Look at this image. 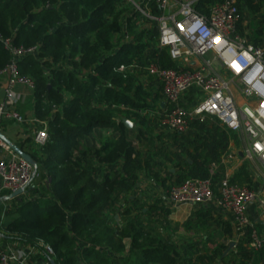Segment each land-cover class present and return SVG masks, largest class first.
Here are the masks:
<instances>
[{
    "label": "trees",
    "instance_id": "obj_1",
    "mask_svg": "<svg viewBox=\"0 0 264 264\" xmlns=\"http://www.w3.org/2000/svg\"><path fill=\"white\" fill-rule=\"evenodd\" d=\"M219 1L222 0H199L197 10L208 13V6ZM237 1L241 15L239 33L246 35L255 45H263L264 26L256 29L258 35L250 38L251 33H245L243 22L249 11L261 15L260 21L264 24V0ZM120 2L0 0V34L3 39H10L16 47L39 48L36 54L18 59L17 66L20 75L34 80L32 95L36 117L47 121L49 128V139L43 147L34 144L30 132H26L30 136L15 142L37 162V174L40 170L45 171L44 180H48L49 189L34 199L20 203L13 200L0 220V228L6 238L49 243L57 264L79 263L77 239L91 244L83 248V258L88 263L114 264L112 256L98 247L122 255L126 237L131 239V245L129 252L119 259L121 264H214L218 259L222 264L264 263V249L248 250L243 244H240L238 253L228 259L225 254L230 245L217 238L216 231L208 236L204 246L188 244L182 252L176 242L170 243L153 229L143 228L137 221L140 217L158 222L170 220L173 210L164 199L147 207L137 205L136 198L129 200L130 206L125 211L129 218L121 230L104 218L110 202L124 192L133 191L143 173L150 174L165 190L189 178H212L214 183L219 182L226 172L222 155L230 143L229 135L217 124L194 121L190 132L169 134L170 144L175 145L177 151L169 146L164 152L146 153L137 146L138 142L144 147L149 144L143 130L135 125L127 128L122 120L117 122L113 118L114 104L150 107L147 102L137 101L142 86L136 84L132 76L124 77L117 72L119 65L137 59L142 67L148 66L152 60L164 67L173 66L166 52L157 55V50L150 47L158 40L157 29L148 30V38L146 34L144 39L140 35L138 43L122 41L120 48L113 50V31L122 28L125 31V21L132 17L133 25L143 22L140 12H132L127 19H122L123 14L117 12ZM150 5L156 15L160 14L155 2ZM255 20L251 18L249 25ZM12 59L11 51L0 40V68H5ZM91 66L95 73L88 71L85 76L79 75L83 68ZM154 80L147 92L157 102L162 97V87ZM134 84L135 89H131ZM108 128L115 133L100 139L98 146L88 144L93 132ZM173 158L178 172L166 168L162 173L156 169L163 165V160ZM214 163L218 168L212 175ZM233 181L252 182L247 166L241 168ZM2 207L0 202V209ZM209 212L210 208L198 210L196 221H189L188 229L199 232L211 229L214 219L208 216ZM214 226L217 227L216 222ZM221 228L225 233H231L229 224L222 223ZM257 228L262 232L264 224L260 222ZM209 242L214 244L209 247Z\"/></svg>",
    "mask_w": 264,
    "mask_h": 264
},
{
    "label": "built area",
    "instance_id": "obj_2",
    "mask_svg": "<svg viewBox=\"0 0 264 264\" xmlns=\"http://www.w3.org/2000/svg\"><path fill=\"white\" fill-rule=\"evenodd\" d=\"M126 1L131 4L133 13L142 14L143 21L156 22L159 36L156 44L150 47L157 50V55L166 52L173 66L164 67L157 60H152L148 66L142 67L135 59L130 64L119 65L116 71L124 77L130 73H147L148 77L160 83L162 97L152 112L158 125L169 133L186 134L191 131L192 122L211 121L229 135V147L240 140V158L252 178L251 183L234 182L233 175L229 173L216 183L212 178H189L165 190L166 204L172 210L181 204L221 208L233 219L238 234L236 243H242L248 250H263L264 228L260 232L257 225L264 222L261 216L260 219L251 217L249 210L256 205L260 212L264 211V44L255 45L246 35L239 33L241 15L237 0L216 2L208 6V13L197 10L199 0ZM151 2L156 3L160 14L154 13ZM127 22L124 37L128 30ZM128 38L125 37L123 43L130 42ZM0 40L13 55L11 63L0 68V77L6 78L4 101L0 103V130L17 142L7 133L3 122L32 126L34 144L43 147L49 139L48 122L37 117L29 119L14 109L27 96L17 87L24 86L31 91L35 88L31 77L20 75L17 61L25 55L36 54L39 48L13 46L12 41L3 39L1 34ZM90 72L95 73L94 70ZM87 73L84 72L83 76ZM235 91L243 99L242 103L237 101L233 94ZM15 136L21 139L30 135L16 132ZM0 148L1 220L13 200L20 203L40 197L49 189V182L43 180L40 185L35 184L37 174L33 164L2 139ZM217 168L214 163L212 175ZM20 189L23 192L13 199H4ZM125 193L110 202L104 211V218L117 230H121L129 218L125 211L130 203L123 197ZM139 193L143 195V190ZM123 242L125 252L122 255H114L111 249L102 246L98 249L106 250L114 264H121L119 259L129 252L131 239L126 237ZM90 245L77 239L78 264H90L83 258V248ZM54 255L49 243L6 238L0 228V264H52Z\"/></svg>",
    "mask_w": 264,
    "mask_h": 264
},
{
    "label": "rangeland",
    "instance_id": "obj_3",
    "mask_svg": "<svg viewBox=\"0 0 264 264\" xmlns=\"http://www.w3.org/2000/svg\"><path fill=\"white\" fill-rule=\"evenodd\" d=\"M121 7L119 10H117V12H121V14H123V18L122 19H127L128 15L132 13V9L130 7L131 4H129L126 0H121L120 2ZM253 14L251 12H247L245 17L246 19H250V17ZM110 20H112V16L109 17ZM127 24H128V30H127V34L125 37L129 36L128 39H130L131 41H134L135 43L139 42L140 39V35H142V39H144V34L147 33L148 30H154L157 29L156 26V22H152V21H143L140 23H136L135 25H133L132 22L134 21V18H130L127 19ZM262 26H264V24L261 23ZM251 29V34H250V38H252V35H258L257 31H256V24L255 21H252V24L249 27ZM124 29L122 28L121 30L118 31H113L112 32V45H113V50H117L118 48H120L121 43L123 41L124 37ZM147 34H146V36ZM153 45V43L151 44ZM112 52V50H111ZM80 57V56H79ZM78 57V58H79ZM122 57V55H120V58ZM97 65V64H95ZM93 67H89V68H83L82 71L79 72L80 76H83L84 72H88L92 69ZM129 76H132L134 79V82L136 84H140L142 87V95L140 93L139 96H136L137 101L141 102H147L149 104L150 107H134V106H126L123 104H114L112 107V112H113V118L119 122L121 121L123 118H128L130 119L133 123H135L134 125L137 128H140L143 130L144 134L147 136V139H149V144L145 145L146 147H144V145L140 144V142L137 143V146L141 147L140 150H143V152L148 153L149 151L152 153H157V152H164L165 149L164 148H169V146L171 147V149L173 151H177V147L175 145H171L170 144V139H169V132L166 129H163L162 127H160L158 125L157 122V117L154 115V112H152V110L155 108L156 105V101L153 100L152 96L148 94L147 92V88L149 86V78L147 76V73H141V74H134V73H130L128 74ZM153 80V79H152ZM151 80V82H152ZM136 84H134L133 88L131 89H135L134 87H136ZM130 91V90H129ZM131 93V91L129 92ZM106 107V106H104ZM21 113V112H20ZM24 112H22L21 114H23ZM8 122V121H6ZM4 125V122H3ZM33 127L31 126V128H29V131L31 133V129ZM114 129V127H113ZM112 128H108V129H98L95 132H93L89 138H88V144L92 145V146H98L99 145V141L100 139H103L106 136H111L113 135V133H115L113 131ZM47 175H45V171L44 170H40L39 173L36 175L35 177V184L40 185L42 183V181L46 178ZM264 192V191H263ZM156 198H158V196H156ZM263 211V210H262ZM260 216L262 217V220L264 222V211L262 212V214H260ZM137 221L140 223V225H142L143 228L145 229H153L154 231H156V233H159L162 238H165L166 241L170 242H176V244L178 245V247H180V250L183 252L185 251V246H187L189 244V240H191L190 238V234L188 233V231L184 230L181 231V225H174L171 224V220H168L167 222H158V221H153L151 218L148 217H140L137 219ZM168 225V227H167ZM196 240V243H198V245L201 246V243L203 242V234L197 233L194 236ZM193 238V240H194ZM121 241V240H120ZM115 243H118V241L116 240ZM171 243V242H170ZM118 255V254H117ZM233 252H227L225 254V256H227V258H233L234 257ZM214 264H222V262L218 259L216 261V263Z\"/></svg>",
    "mask_w": 264,
    "mask_h": 264
},
{
    "label": "crops",
    "instance_id": "obj_4",
    "mask_svg": "<svg viewBox=\"0 0 264 264\" xmlns=\"http://www.w3.org/2000/svg\"><path fill=\"white\" fill-rule=\"evenodd\" d=\"M251 18L256 19L255 20L256 29H260L262 27L261 21H260L261 15L259 14L252 15L249 20L245 19L243 22V26H244L246 34L251 33V29L249 28L250 27L249 24L251 23ZM148 78L150 79L149 81H151L152 79H153L152 81H155L153 77H148ZM5 82H6V78L0 77V103L4 101L3 86ZM17 90L19 92L27 93V96L24 102L16 106L14 109L21 113L24 112L22 115L26 116L29 119L36 118V113L34 109V98L32 95V91L24 86L17 87ZM233 94L237 98L238 102L240 103L243 102V99L240 97L238 92L235 91L233 92ZM3 126L5 127V129H7V133L12 138L17 139V140H20V138L15 136L16 132H19L22 134V132L24 133V132L29 131V128H30L27 125H23V124L17 125V124H14L13 122H4ZM234 138L237 139V136L235 135ZM239 152H240V140L237 139L236 145L234 144L231 147H229L227 151L222 155V162L225 166V171H226L225 173H229L233 175V178L235 177V175L239 173V171L241 170L243 166H246V164L242 162ZM1 153H2V150L0 148V154ZM163 161H164L163 165L156 168V169H160L162 173H165L166 168L169 169L173 173L179 171V168L177 167L178 168L177 169L175 167L176 160L174 158L172 160H163ZM141 190H143V195L140 193L138 194V192ZM124 196H125V200L127 201L132 200L133 198H136L137 205L143 204L146 207L154 204L157 200H160V199L165 200L166 198L164 187H162V185L159 182H157L155 178H153L150 174L146 175V173H143L140 176L139 185L133 191L129 193H125L123 197ZM156 196H158V198H156ZM202 208H205V209L210 208V212L208 216L213 217L214 219L213 222L217 223V227L214 226V223H213L212 228L209 230L207 229L204 232H199V231L188 229V226H187L188 222L189 221L195 222L197 218L196 217L197 211L202 210ZM249 213L251 217L253 218L255 217L259 219H260V214H262V212H260V209H258L256 205L251 206ZM169 218L171 220V224L181 225V228H180L181 231H184V230L188 231V233L190 234V238H191V240H189V244H193V243L195 244L197 239H195L194 236L197 233H200V234H203V242L201 243V246H204L208 236L211 235L213 231H216L217 238H220L222 242H225L226 244L230 245L229 251H232L234 254L238 253L239 246L240 244H242L239 242L236 243L238 234L236 232L235 224L233 222L231 215L225 210L218 208L214 205H211L209 207H206V206L203 207V206H194L190 204H181L177 206L175 210L172 211ZM222 223H225V224L227 223L231 226L230 234H227L222 230L221 228ZM233 243L234 245H232ZM213 244H214L213 242H209L207 246L211 247ZM261 264H264V263L262 262Z\"/></svg>",
    "mask_w": 264,
    "mask_h": 264
},
{
    "label": "water",
    "instance_id": "obj_5",
    "mask_svg": "<svg viewBox=\"0 0 264 264\" xmlns=\"http://www.w3.org/2000/svg\"><path fill=\"white\" fill-rule=\"evenodd\" d=\"M123 123L126 125L127 128H133L134 123L128 119V118H123L122 119ZM0 139H2L6 144H8L9 146H11V148L17 152L19 155H21L23 158H25L27 161H29L31 164H33V166L35 167V174H37V169H38V164L37 162L26 152H24L22 150V148L16 144L15 142H13L8 136H6L1 130H0ZM23 192L22 189L13 192L12 194L6 196L4 199L5 200H10L13 199L14 197H16L17 195L21 194ZM1 201V200H0ZM234 245V243L232 244ZM52 264H57L56 261L54 259H52Z\"/></svg>",
    "mask_w": 264,
    "mask_h": 264
},
{
    "label": "snow or ice",
    "instance_id": "obj_6",
    "mask_svg": "<svg viewBox=\"0 0 264 264\" xmlns=\"http://www.w3.org/2000/svg\"><path fill=\"white\" fill-rule=\"evenodd\" d=\"M217 39H219V38H217Z\"/></svg>",
    "mask_w": 264,
    "mask_h": 264
},
{
    "label": "clouds",
    "instance_id": "obj_7",
    "mask_svg": "<svg viewBox=\"0 0 264 264\" xmlns=\"http://www.w3.org/2000/svg\"><path fill=\"white\" fill-rule=\"evenodd\" d=\"M259 147V146H258Z\"/></svg>",
    "mask_w": 264,
    "mask_h": 264
}]
</instances>
